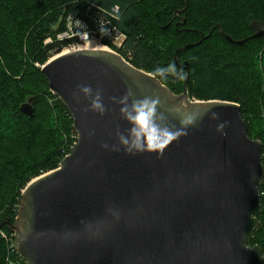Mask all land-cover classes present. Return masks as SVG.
I'll return each mask as SVG.
<instances>
[{
	"label": "water",
	"instance_id": "95a60500",
	"mask_svg": "<svg viewBox=\"0 0 264 264\" xmlns=\"http://www.w3.org/2000/svg\"><path fill=\"white\" fill-rule=\"evenodd\" d=\"M250 28L251 38L264 37L263 23ZM174 60L176 68L187 70L186 63ZM41 73L69 113L76 141L56 170L31 180L20 194L10 231L21 261L264 264L260 248L247 245L260 226L254 214L261 212L262 144L248 137L238 105L191 100L187 77L182 93L174 94L107 49L61 53ZM77 84L101 89L110 111L102 117L83 111L87 102L73 98ZM128 89L137 98L158 97L170 125L178 126L187 113L198 118L186 135L156 152L129 155L101 148L103 142L115 143L116 125L127 127L109 97ZM32 102L20 106L27 117ZM172 108L179 111L169 113Z\"/></svg>",
	"mask_w": 264,
	"mask_h": 264
},
{
	"label": "trees",
	"instance_id": "16d2710c",
	"mask_svg": "<svg viewBox=\"0 0 264 264\" xmlns=\"http://www.w3.org/2000/svg\"><path fill=\"white\" fill-rule=\"evenodd\" d=\"M75 20L148 74L157 66H175L174 58L179 66L186 63V71L175 66L184 79L156 78L180 94L187 77L189 98L238 105L248 137L262 144L264 166V37L251 38L250 28L264 24V0H0V233L10 244L22 190L56 170L76 141L69 113L40 70L77 43L57 39ZM108 25L123 35L119 47L102 37L100 29ZM30 98L33 112L27 117L20 106ZM259 194L261 212L254 216L260 226L247 245L259 247L264 258V178ZM10 244L0 237V264H24Z\"/></svg>",
	"mask_w": 264,
	"mask_h": 264
},
{
	"label": "clouds",
	"instance_id": "9594fccd",
	"mask_svg": "<svg viewBox=\"0 0 264 264\" xmlns=\"http://www.w3.org/2000/svg\"><path fill=\"white\" fill-rule=\"evenodd\" d=\"M177 76L184 79V74H177L175 66L169 64L166 67H155L151 75L154 77L166 78L167 75ZM73 98L79 102L83 98L87 103L82 110L91 112L97 116H104L110 109L105 105L102 90L93 89L88 84H77L73 92ZM110 103L116 105L117 116L127 127L123 130L119 125L113 128L112 136L114 144L101 143L100 147L111 151H123L125 154L135 155L142 152H156L170 142L187 134V129L192 126L197 118L196 113H187L178 120V126L170 125L164 111L160 110L161 101L158 97L144 95L139 98L131 89L126 90L119 97H109ZM169 113L178 112L179 109L167 110ZM216 114L212 113L211 118L215 119ZM223 127L218 125L217 129ZM88 135H93L90 130Z\"/></svg>",
	"mask_w": 264,
	"mask_h": 264
},
{
	"label": "built area",
	"instance_id": "2783aa9c",
	"mask_svg": "<svg viewBox=\"0 0 264 264\" xmlns=\"http://www.w3.org/2000/svg\"><path fill=\"white\" fill-rule=\"evenodd\" d=\"M70 26L65 33L57 36L58 40H64L69 38H76L84 42L93 43V40H97L101 43V38L97 37L91 30H89L82 22L75 20L73 23H68ZM102 37H105L107 41L114 47H119L123 41V36L115 29L109 26L101 28ZM96 43V42H95ZM12 247V244H11ZM13 249V248H12ZM14 251V250H13ZM23 262V261H22ZM25 264V262H23ZM21 264V263H18Z\"/></svg>",
	"mask_w": 264,
	"mask_h": 264
},
{
	"label": "rangeland",
	"instance_id": "374dc122",
	"mask_svg": "<svg viewBox=\"0 0 264 264\" xmlns=\"http://www.w3.org/2000/svg\"><path fill=\"white\" fill-rule=\"evenodd\" d=\"M69 24L67 23V29L69 28ZM67 31V30H66ZM65 33V32H64ZM62 34V33H61ZM61 34H59V35H61ZM50 42V40L49 39H46L45 41H44V44H47V43H49ZM96 42V43H95ZM88 43H90V42H84V41H81V40H78L77 39V43H75L73 46H69L68 48H64L63 50H61L60 51V53H58V54H55V55H53L52 57H50L49 59H51V58H53V57H55V56H57V55H59V54H61V53H65V52H69V51H71V50H75V49H77L79 46L80 47H83L85 44H87L88 45ZM93 44H96L97 46H99V47H101L102 49H107V50H111V48L110 47H108V46H106V45H103L102 43H100V42H98L97 40H93ZM104 47V48H103ZM112 51V50H111ZM191 100H193V101H201V100H197V99H193V98H190ZM27 101H25V102H23L21 105H23V104H25ZM75 143V142H74ZM23 166L22 165H18V166H16V169H17V171H18V173H23L24 174V171L25 170H23ZM33 180V179H32ZM30 182V181H29ZM28 182V183H29ZM27 183V184H28ZM26 184V185H27ZM259 197H260V194H259ZM261 205V204H260ZM0 237L4 240V241H6L7 242V244H8V246H9V242L7 241V237L3 234V233H0ZM13 238V237H12ZM12 244H13V241H12ZM10 247H11V244H10ZM11 248H13V247H11Z\"/></svg>",
	"mask_w": 264,
	"mask_h": 264
},
{
	"label": "bare ground",
	"instance_id": "6f19581e",
	"mask_svg": "<svg viewBox=\"0 0 264 264\" xmlns=\"http://www.w3.org/2000/svg\"><path fill=\"white\" fill-rule=\"evenodd\" d=\"M87 23H89L90 25H92L91 24V22H90V20L89 21H87ZM96 23V22H95ZM109 26V25H108ZM110 27V26H109ZM111 28V27H110ZM118 32V31H117ZM100 33H101V29H100ZM120 33V32H119ZM121 34V33H120ZM122 35V34H121ZM123 36V35H122ZM109 43V42H108ZM110 44V43H109ZM104 48V47H103ZM75 50H102V48L101 47H99V46H97L96 44H93V43H88V45L87 44H85L83 47H78L77 49H75ZM71 51H73V50H71ZM70 52V51H69ZM66 53V52H65ZM65 53H63V54H65ZM41 70V69H40Z\"/></svg>",
	"mask_w": 264,
	"mask_h": 264
}]
</instances>
